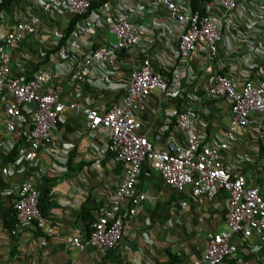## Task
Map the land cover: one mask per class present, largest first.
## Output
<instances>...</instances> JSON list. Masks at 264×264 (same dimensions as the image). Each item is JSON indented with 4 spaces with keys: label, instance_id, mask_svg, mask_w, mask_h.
I'll list each match as a JSON object with an SVG mask.
<instances>
[{
    "label": "built area",
    "instance_id": "built-area-1",
    "mask_svg": "<svg viewBox=\"0 0 264 264\" xmlns=\"http://www.w3.org/2000/svg\"><path fill=\"white\" fill-rule=\"evenodd\" d=\"M95 1L38 0L39 12L18 20L13 30L0 32V100L6 130L5 135L0 131V165L2 155L9 154L17 142L27 138L29 152L21 146L14 166L19 170L37 167L39 150L51 143L53 131L65 110L80 111L85 115L89 130L107 133L106 147L114 148L115 159L127 164L128 175L118 185L111 207L101 209L89 236L69 237L72 246L85 249L93 245L107 252L121 243L127 223L145 200L138 184L144 164L149 163L178 191L191 186L194 196L208 199H213L220 191L227 193L229 209L225 220L229 230L211 237L203 261L222 264L230 259L236 264H247L230 238L232 234L264 235V194L259 187L248 184L245 174L236 173L221 153L237 141L241 130L264 118V61L261 59L264 47L257 43L260 36L254 27L264 19V5L260 4L264 0H199V8L193 7L192 0H109L92 9ZM155 10L168 12L176 25L182 27L175 45L166 34L157 36L156 29L142 22L143 15ZM66 13L82 18L58 55L31 75L15 72L10 50L21 44L28 34L39 32L42 15L57 17ZM63 23L65 28L68 21ZM64 28L53 33V42L58 43L63 37ZM107 32L116 37L115 44L107 37ZM154 43H160V51L152 53ZM236 47L244 48L245 53L235 51ZM222 53L227 64L220 60ZM192 55L215 66L205 94L209 99L229 102L230 126L219 146L214 147L204 143L196 132L199 120L192 112L174 111L166 126L175 124L184 134L185 144L171 138L165 148L158 149L141 132L138 116L146 109L154 92L172 99L182 95ZM130 56L136 59L128 66L127 83L117 86L110 78L111 73L125 67V60ZM64 60H69L70 64ZM239 61L251 68L262 63L263 74L244 80L228 75L225 67L237 68ZM53 73L70 81L78 99L83 94L80 84L87 81L99 91L113 90L114 102L105 111L90 103L81 105L79 100L66 102L60 91L47 85ZM30 121L31 129L27 131ZM1 125L0 121V128ZM65 151L68 153V149ZM67 162L68 158L64 159V163ZM52 167L62 168L57 162ZM39 198L33 180L24 178L15 201L18 222L12 234L30 224L52 234L39 208ZM125 200L131 202V207L122 206Z\"/></svg>",
    "mask_w": 264,
    "mask_h": 264
},
{
    "label": "crops",
    "instance_id": "crops-1",
    "mask_svg": "<svg viewBox=\"0 0 264 264\" xmlns=\"http://www.w3.org/2000/svg\"><path fill=\"white\" fill-rule=\"evenodd\" d=\"M37 2L11 0L0 10V32L13 30L18 20L39 12ZM260 4L263 6L264 1H260ZM68 17L70 13L57 17L42 15L39 32L28 34L21 44L10 50L15 72L31 75L37 71L38 63L52 45L53 33L64 28L63 22L68 21ZM141 20L156 29L157 36L166 34L170 43L176 44L182 27L176 25L168 12L155 10L143 15ZM254 27L260 36L257 43L262 48L264 19ZM243 30L247 32L245 28ZM160 43L152 44L155 46L152 53L159 50ZM235 51L243 55L246 50L236 47ZM135 57L126 58V66L111 73L110 78L117 86L127 83L128 66L135 62ZM261 59L264 61V53ZM220 60L222 63L228 62L223 58V53ZM64 62L70 64L69 60ZM242 62H237V68L227 65L225 72L238 80L253 79L263 74L262 63L251 68ZM188 68L190 71L185 77L184 91L180 97L172 99L154 92L146 109L138 116L141 132L158 149L165 148L171 138L185 144L184 134L175 125L166 126L174 111L192 112L199 120L195 126L196 132L204 143L214 147L219 146L230 126L229 102L226 99H209L205 94V87L210 84L215 66L192 55ZM47 85L60 91L66 102L79 100L81 105L90 103L101 111H105L115 99L113 90L99 91L87 81L80 84L83 94L78 99L70 81L54 73L48 77ZM4 118V109L0 103V131L5 135ZM30 129L31 121L26 126L27 131ZM52 135L51 143L39 150L37 167L19 170L13 161L6 159V153L2 155L0 264H208L203 261V254L209 240L213 235L229 230L225 220L229 209L227 193L220 191L213 199H208L194 196L191 186L178 191L166 183L149 163L144 164L138 184L145 200L127 223L121 243L107 252L93 245L85 249L72 246L69 237H88L101 209L111 207L118 185L127 178L128 166L115 159L114 148L106 147L105 143L109 141L107 133L89 130L85 115L80 111L66 109ZM261 140L264 142V118L241 130L237 141L222 151L221 155L235 168L236 173L246 175L250 186L259 187L264 194V154H260L259 150ZM22 146L29 149L27 138ZM66 158L73 160L71 168L67 165L69 162L64 163ZM54 162L62 168L54 169ZM26 177L33 180L40 198L51 185V206L45 217L52 234H46L35 224L12 234L7 225L21 182ZM122 206L129 208L131 202L125 200ZM230 240L239 247V256L247 264H264V235L244 237L232 234ZM222 264L236 263L227 259Z\"/></svg>",
    "mask_w": 264,
    "mask_h": 264
},
{
    "label": "trees",
    "instance_id": "trees-1",
    "mask_svg": "<svg viewBox=\"0 0 264 264\" xmlns=\"http://www.w3.org/2000/svg\"><path fill=\"white\" fill-rule=\"evenodd\" d=\"M106 0H96L93 5H92V9L93 8H97L101 3L105 2ZM193 1V7L194 8H199L200 6V1L199 0H192ZM11 2V0H4L3 2L0 3V10L3 9L5 6H7L9 3ZM69 14V13H67ZM87 14H85L84 16H87ZM81 16L78 15H74L72 13H70V17H68V25L63 29V37L58 41V43L52 42L51 47L48 49V51L45 54V57L42 59L41 62L38 63L36 70L40 69L42 66H44L45 64L49 63L52 60V57L56 55H58L59 49L65 45V42L68 38H70L75 31V27H76V23L81 19ZM55 43V44H54ZM1 103V100H0ZM175 124H173L172 126H174ZM23 142H25V140H20L19 142H17L15 144V147L13 148V150L7 154L6 159L9 161H16L17 158L19 157V150L20 147L23 145ZM259 150H260V154H264V142L263 140H261L259 142ZM72 162L73 160L70 158L69 164L68 166L71 168L72 166ZM47 179V178H46ZM50 188L51 185L48 186V190L47 192L41 197L39 198V208L42 212V214L45 216L47 211L49 210V207L51 206V200H50ZM12 215L10 217V220L7 221V225L9 227V229L13 230L16 227V224L18 222L17 220V209L15 208V202L13 205V208L11 210ZM89 219H91V221H93V219L90 217Z\"/></svg>",
    "mask_w": 264,
    "mask_h": 264
},
{
    "label": "rangeland",
    "instance_id": "rangeland-1",
    "mask_svg": "<svg viewBox=\"0 0 264 264\" xmlns=\"http://www.w3.org/2000/svg\"><path fill=\"white\" fill-rule=\"evenodd\" d=\"M107 35H108V37H109V39H110V41L112 42V43H116L117 42V39H116V37L113 35V34H111V33H109V32H107L106 33Z\"/></svg>",
    "mask_w": 264,
    "mask_h": 264
}]
</instances>
